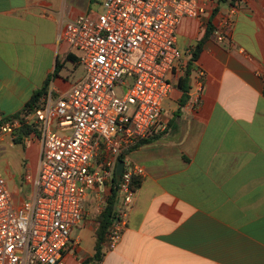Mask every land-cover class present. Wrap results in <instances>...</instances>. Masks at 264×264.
Returning a JSON list of instances; mask_svg holds the SVG:
<instances>
[{"label":"crops","instance_id":"obj_1","mask_svg":"<svg viewBox=\"0 0 264 264\" xmlns=\"http://www.w3.org/2000/svg\"><path fill=\"white\" fill-rule=\"evenodd\" d=\"M199 1L205 12L184 18L177 29L183 64L169 76L172 88L156 131L127 151L145 174L135 179L124 236L116 248L106 246L101 264H264V0ZM94 3L100 5L0 0V118L21 112L39 90L46 88L39 101L56 98L83 77L76 79L77 52L60 31L70 19L99 11ZM231 8L229 34L217 33ZM210 26L182 104L180 79ZM16 133L3 135L0 148L22 146L16 190L9 182L16 174L9 170L5 177L20 204L33 191L26 176L38 173L42 143L37 128L25 145L13 141ZM104 196L91 194L87 212ZM97 216L71 237L64 264L94 255Z\"/></svg>","mask_w":264,"mask_h":264},{"label":"built area","instance_id":"obj_2","mask_svg":"<svg viewBox=\"0 0 264 264\" xmlns=\"http://www.w3.org/2000/svg\"><path fill=\"white\" fill-rule=\"evenodd\" d=\"M98 1L101 11L80 14L60 31L77 52L83 77L0 129L13 134L24 124L35 126L42 143L38 173L26 176L33 191L20 204L0 169V264H64L91 194H105L102 210L122 159L117 211L106 240L108 249L118 246L134 179L145 174L127 151L156 131L172 88L169 76L183 64L176 40L181 20L205 12L199 0ZM234 13H226L217 33L229 34Z\"/></svg>","mask_w":264,"mask_h":264},{"label":"trees","instance_id":"obj_3","mask_svg":"<svg viewBox=\"0 0 264 264\" xmlns=\"http://www.w3.org/2000/svg\"><path fill=\"white\" fill-rule=\"evenodd\" d=\"M213 31V27L210 26L206 34L203 36V38L197 43L195 46V49L190 54L189 61L186 66V73L185 77L180 79L179 86L184 91V95L181 99V103H185L187 100V95L185 93L188 92L189 89V78L191 71L194 67V62L198 59L199 53L203 47V44L205 41L210 37V34ZM75 59L78 60V55H74ZM46 92V88L37 91L33 97L30 99V101L26 104L25 108L13 116H5L0 118V129L4 123H6L9 120L18 119L20 116L30 110L33 109L35 106H37V103L40 99V97ZM36 129L35 126L31 125H22L17 129V133L15 134V137L13 141L17 144H23L25 145V138L34 130ZM117 179L114 180L113 186L110 190V194L107 199V204L105 205V208L103 211L97 216L96 220L98 222V228L96 231V243H95V253L93 256L87 258L86 260L82 261L80 264H101V262L104 259V255L106 252V240L107 236L110 230V227L115 219L116 211H117V204H118V191H117ZM139 185V182H137L134 179L133 186L136 188Z\"/></svg>","mask_w":264,"mask_h":264},{"label":"rangeland","instance_id":"obj_4","mask_svg":"<svg viewBox=\"0 0 264 264\" xmlns=\"http://www.w3.org/2000/svg\"><path fill=\"white\" fill-rule=\"evenodd\" d=\"M93 7L95 9H98L99 11H101V9H102L101 6L96 4V3H94ZM182 40H183V38H181L180 41L182 42ZM180 45H182V44L180 43ZM183 48H184V46H183ZM179 67H181V65ZM83 74H84V69H83V67L81 65H79L78 66V70L76 72V79L78 77H80L81 75H83ZM116 92L120 93V90L117 87H116ZM3 135H9L10 136V134H8V133L0 132V141H1V137ZM23 155L24 154L22 153V146H20V145L11 146V145L7 144L2 149L0 148V169H1L2 173L5 175L6 178L8 177L9 170L12 173L16 174L15 180L14 181H9L10 182V186H11V188L13 190H16V188L20 184L19 183L20 172H18L16 170V164L19 163V161L22 160ZM22 193H23V191H22ZM99 205H102V201H96V202H93V203L89 204V207H88L89 208L88 209L89 213L87 212L85 214L83 222H85L88 217L91 218L92 220L95 219V217L99 214L98 213ZM79 235H81V232H80V227L78 226V227H76L73 230V232L71 234V237L77 238ZM89 245H92V244L90 243Z\"/></svg>","mask_w":264,"mask_h":264},{"label":"water","instance_id":"obj_5","mask_svg":"<svg viewBox=\"0 0 264 264\" xmlns=\"http://www.w3.org/2000/svg\"><path fill=\"white\" fill-rule=\"evenodd\" d=\"M123 168H124V161L122 159H120L118 161L117 170H116L117 180L120 179L122 172H123Z\"/></svg>","mask_w":264,"mask_h":264}]
</instances>
